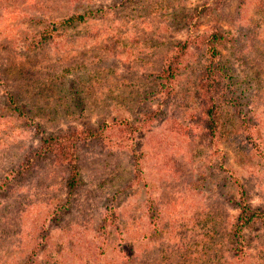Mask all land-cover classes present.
I'll return each instance as SVG.
<instances>
[{"label": "rangeland", "instance_id": "1", "mask_svg": "<svg viewBox=\"0 0 264 264\" xmlns=\"http://www.w3.org/2000/svg\"><path fill=\"white\" fill-rule=\"evenodd\" d=\"M212 28L237 106L209 137L192 94ZM177 42L172 93L147 101ZM102 123L73 190L52 155L20 166ZM239 198L264 213V0H0V264H264V224L232 233Z\"/></svg>", "mask_w": 264, "mask_h": 264}, {"label": "trees", "instance_id": "2", "mask_svg": "<svg viewBox=\"0 0 264 264\" xmlns=\"http://www.w3.org/2000/svg\"><path fill=\"white\" fill-rule=\"evenodd\" d=\"M226 32L219 28H212L205 38L206 61L201 67L196 81L193 99L199 109V116L202 127L209 137H212L218 128L220 120V106L223 102L230 107L237 106L236 99L233 97L234 90L233 76L230 69L221 58V50L228 43ZM185 51V43L177 42L172 46L170 54L164 59L162 66L157 74L152 78L154 81L153 89L147 93L146 100L154 98H167L172 93V84L175 81L182 67V54ZM144 98V99H145ZM105 125L102 123L95 128L70 129L68 135H52L40 137L38 148L27 154L24 164L29 163L30 158L41 159L44 156H53L55 162L64 164L65 179L64 187L71 191L79 184L80 178L76 165V143H84L86 140L102 141V132ZM101 138V139H98ZM66 141L64 142V140ZM79 143V142H78ZM57 144L56 147H54ZM57 157V158H56ZM132 158V157H131ZM137 164H135L136 166ZM138 167V166H137ZM237 213L232 224L234 238L241 240L240 232L243 228L256 223L264 224V213L252 211L243 203L242 198L237 199Z\"/></svg>", "mask_w": 264, "mask_h": 264}]
</instances>
